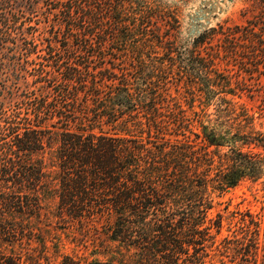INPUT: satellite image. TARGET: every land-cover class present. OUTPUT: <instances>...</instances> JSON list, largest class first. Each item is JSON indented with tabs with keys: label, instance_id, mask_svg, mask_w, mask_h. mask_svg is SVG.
Wrapping results in <instances>:
<instances>
[{
	"label": "trees",
	"instance_id": "16d2710c",
	"mask_svg": "<svg viewBox=\"0 0 264 264\" xmlns=\"http://www.w3.org/2000/svg\"><path fill=\"white\" fill-rule=\"evenodd\" d=\"M42 2L53 16L40 21L44 38L8 47V79L27 72L38 93H24L23 113L0 101V264L38 263L31 242L46 249L53 218L99 224L102 258L58 254V264H204L214 245L256 254L264 216L241 217L240 236L219 249L223 216L210 210L216 192L264 177V129L216 96L236 93L216 68L219 47L249 59L245 72L264 68V20L219 24L181 47L175 11L156 0ZM17 22L4 10V44Z\"/></svg>",
	"mask_w": 264,
	"mask_h": 264
},
{
	"label": "rangeland",
	"instance_id": "374dc122",
	"mask_svg": "<svg viewBox=\"0 0 264 264\" xmlns=\"http://www.w3.org/2000/svg\"><path fill=\"white\" fill-rule=\"evenodd\" d=\"M156 1L166 6L167 9L175 11L179 20V27L174 37L177 44L181 47L190 45L194 38L211 27H217L219 24L224 26L234 24L244 25L249 20H264V5H262L260 0ZM4 10L7 13L15 12L18 16L17 27L9 30V41L5 44ZM47 11L42 0H10L9 5L5 9L4 0H0V101H2L3 106L5 105V109L10 110V108L12 109L16 105L20 107L19 110L23 113V103L20 102L24 93L32 89H35V93H38L35 88L36 84L32 82V78L27 72H22L20 79L14 85L8 79L10 78L12 66V56L8 47L13 46L12 41L20 42L23 40L22 38L35 41L36 43L40 42V39L44 38L43 23H40V21L45 20L49 23L53 17L48 15ZM263 25L264 23L260 26ZM160 26L161 28L163 27V25ZM262 36L264 37V33ZM39 44V46H42L41 43ZM216 44H220L217 37L209 40V45L215 47ZM248 53L246 52V54ZM241 59L240 57L234 59V57L228 56L222 47L218 48L216 68L227 75L229 87L236 93L233 95L219 93L216 96H225L227 99H232L237 104L236 112L239 111V106H242L248 116H254L255 126L264 129V68L260 65L259 73L256 71L252 73L245 72L243 66L250 68L251 64L248 63L249 59H244L247 62L246 64H243ZM26 67L29 69L31 65H26ZM177 82L173 81V78L169 79L170 93L181 102L184 108H187L184 101L187 98V93L184 92L182 83L177 85ZM4 84H10V88H13L11 97L8 93L4 92ZM175 88H177V91H175ZM201 100H203L202 97ZM215 101L216 97L210 101V105L206 110L207 113L214 112ZM200 108H202V105H199L198 97H196L194 109L199 111ZM186 114L192 116L189 110L186 111ZM217 212L223 216L222 228L220 233L215 237V244L217 248L221 249L222 244L220 241L223 236L230 238H232L233 234L240 236L238 227L242 225L240 221L241 217L247 220L246 214H251L256 219L257 217L263 218L264 177L255 182L249 180L242 181L224 192L213 194V208L210 210V216H215ZM51 225L48 228V233L44 234L48 238L44 251L35 242H31V247H36L35 252L39 258L36 264H58L60 260L58 254H68L81 259L102 258V255L98 253L97 239L95 240L92 234L94 232L93 227L98 226L99 229L97 222L85 221L84 219L81 223L80 221L68 218H64L63 220L53 218ZM257 238L258 247L254 255L248 253L245 256L242 255L243 259H241L239 255L232 254L233 251L231 250L220 254L214 245L213 250L210 251V256L205 258L204 264H264V224L262 221L259 225ZM4 248L5 245L1 246L2 250ZM93 252L96 253L92 255Z\"/></svg>",
	"mask_w": 264,
	"mask_h": 264
}]
</instances>
